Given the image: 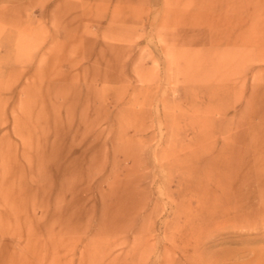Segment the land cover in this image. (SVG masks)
Wrapping results in <instances>:
<instances>
[{"label": "rangeland", "instance_id": "rangeland-1", "mask_svg": "<svg viewBox=\"0 0 264 264\" xmlns=\"http://www.w3.org/2000/svg\"><path fill=\"white\" fill-rule=\"evenodd\" d=\"M0 264H264V0H0Z\"/></svg>", "mask_w": 264, "mask_h": 264}]
</instances>
